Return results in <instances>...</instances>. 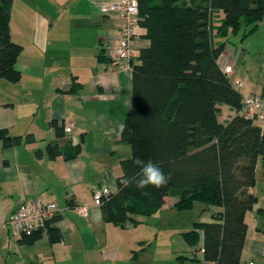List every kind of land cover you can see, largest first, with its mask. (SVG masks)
Masks as SVG:
<instances>
[{"label": "crops", "instance_id": "1", "mask_svg": "<svg viewBox=\"0 0 264 264\" xmlns=\"http://www.w3.org/2000/svg\"><path fill=\"white\" fill-rule=\"evenodd\" d=\"M115 1L45 0L38 7L31 0L13 1L12 12L16 5L18 10L10 28L12 40L22 47L16 63L22 79L8 83L0 77V132L6 129L22 140L4 145L0 136V264H215L203 258V231L193 247L187 242L166 245L165 240L197 222H220L223 207L196 202L191 210L179 211L178 196L169 195L156 213L134 215L137 223L123 227L104 220L102 206L94 200L102 187L118 191L122 161L132 156L122 133L132 109L133 66L150 46L138 24L130 68L106 54L99 59L100 51L119 38L123 19L97 6ZM224 17L222 10L213 11L212 26ZM233 73L234 68L229 79L243 96L264 91L263 85L260 92L245 93L241 82L231 79ZM218 107L222 124L237 114L231 105ZM55 120L76 125L69 134L58 132ZM255 123L264 132V125ZM50 143H58L64 153L50 158ZM261 161L262 156L251 189L258 201L245 217L241 264H264V211H259L264 210V188L257 186ZM35 198L59 203L62 212L33 243H22L6 222L21 202ZM81 205L88 207V217L78 213Z\"/></svg>", "mask_w": 264, "mask_h": 264}, {"label": "trees", "instance_id": "2", "mask_svg": "<svg viewBox=\"0 0 264 264\" xmlns=\"http://www.w3.org/2000/svg\"><path fill=\"white\" fill-rule=\"evenodd\" d=\"M13 1L0 0V77L19 82L22 73L16 63L22 47L11 36ZM138 2V24L145 29L150 46L141 51L140 63L133 66L132 109L122 133V139L131 144L132 156L122 161L118 191L100 204L103 218L123 227L127 222L137 223L134 215L156 213L169 195L178 196L175 207L179 211L191 210L196 202L223 207L217 215L220 222H197L182 235L193 247L203 231L204 260L241 264L248 231L245 217L258 201L251 189L256 184L258 158L264 157V132L255 120L239 114L243 95L220 66L226 42L214 41L211 21L213 11L222 10L225 17L218 28L222 33L243 28L253 33L264 19V0ZM104 54L102 49L100 60ZM220 103L237 110L227 124L218 119ZM52 123L64 133L57 120ZM0 136L4 145L22 140L6 129ZM47 151L50 158L64 153L58 143L48 144ZM79 151L77 147L75 153ZM135 158L161 167L167 184L125 187L122 178L140 173ZM40 233L23 235L20 242L33 243Z\"/></svg>", "mask_w": 264, "mask_h": 264}, {"label": "built area", "instance_id": "3", "mask_svg": "<svg viewBox=\"0 0 264 264\" xmlns=\"http://www.w3.org/2000/svg\"><path fill=\"white\" fill-rule=\"evenodd\" d=\"M97 8L103 13H118L122 17L123 24L119 31V38L108 44L105 53L124 68H130L136 54V29L139 19L138 0H118L99 4ZM219 63L226 74L229 75L233 71L232 63L226 64L222 58L219 60ZM238 84L239 81L237 80L236 85ZM242 105L243 107L239 111V114L259 121L264 125V95L262 93H252L243 96ZM75 125L73 121L67 123L64 126V131L68 134L71 133ZM111 194L110 187L105 186L95 190L93 197L97 204H101ZM76 209L80 215L88 217V207L86 205H81ZM61 212L62 207L55 201L41 198L28 199L18 205L6 224L10 226L14 235H30L48 228L54 218ZM131 225V222H127V226Z\"/></svg>", "mask_w": 264, "mask_h": 264}, {"label": "rangeland", "instance_id": "4", "mask_svg": "<svg viewBox=\"0 0 264 264\" xmlns=\"http://www.w3.org/2000/svg\"><path fill=\"white\" fill-rule=\"evenodd\" d=\"M157 2L159 0H156ZM194 0H184L186 3H192ZM34 6H44L45 0H31ZM13 7V6H12ZM18 6L16 5L13 12H11V19H16ZM66 18V11L65 17ZM216 22L223 24V19L218 18ZM220 25H213L212 34L216 37L218 42H226V54L222 60L226 64L233 63L234 73L231 79L241 82L243 91H257L260 92L264 85V19L259 23L257 30L249 33V29H241L237 33H222ZM247 32V35H245ZM215 39V38H214ZM7 80V79H5ZM10 83L11 81H5ZM14 83V82H12ZM260 177L257 181V186L264 188V163L259 164ZM260 188V189H261ZM188 214V213H186ZM185 244V239L179 233L175 236H168L165 240L166 245H176L178 243ZM179 247V246H178Z\"/></svg>", "mask_w": 264, "mask_h": 264}, {"label": "clouds", "instance_id": "5", "mask_svg": "<svg viewBox=\"0 0 264 264\" xmlns=\"http://www.w3.org/2000/svg\"><path fill=\"white\" fill-rule=\"evenodd\" d=\"M133 163L140 168V173L131 177L122 178L121 183L125 187L134 184L137 189H145L149 186L161 188L167 184L168 176L153 161L149 160L145 162L143 159L135 158Z\"/></svg>", "mask_w": 264, "mask_h": 264}, {"label": "bare ground", "instance_id": "6", "mask_svg": "<svg viewBox=\"0 0 264 264\" xmlns=\"http://www.w3.org/2000/svg\"><path fill=\"white\" fill-rule=\"evenodd\" d=\"M58 204H59V203H58ZM56 217H57V216H56ZM56 217H55V218H56ZM55 218H54V219H55ZM39 231H40V230H39ZM25 235H28V234H25ZM22 236H23V235H22Z\"/></svg>", "mask_w": 264, "mask_h": 264}]
</instances>
